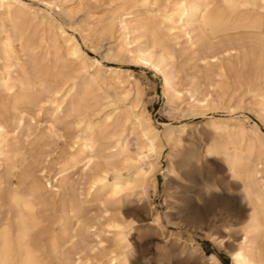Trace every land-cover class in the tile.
I'll use <instances>...</instances> for the list:
<instances>
[{"label": "rangeland", "instance_id": "1", "mask_svg": "<svg viewBox=\"0 0 264 264\" xmlns=\"http://www.w3.org/2000/svg\"><path fill=\"white\" fill-rule=\"evenodd\" d=\"M22 1L31 8L26 11L29 19L35 16L31 26L38 37H47L50 32L59 34L58 26L66 32L67 37H58L62 44L60 52L54 53L52 48L49 58L40 63L49 75L59 69L65 52L63 42L71 37L80 44L87 66L96 73L110 99L130 115L121 125L92 138L94 152L105 155L119 150L120 146L114 149L111 146L123 139L127 151L137 160L133 162L135 166L109 167L105 182L109 184L119 176L133 180L138 161L146 170L143 182L131 184L130 189L126 187L112 196L109 185L90 190L94 171L86 159L70 165L71 156L81 146L77 137H82L83 118L101 123L105 113L111 110L109 106L103 107L110 99L95 86L92 106L81 116L54 115L50 103H46L40 110L27 108L23 115L12 111L4 119L8 139L0 150V176L9 171L11 159L17 153H26L32 175L25 186L46 184L45 195L57 202L56 209L48 214L46 225L54 227L57 233L74 224L59 209L60 199L71 194L78 198L74 226L78 262L75 264H109L112 255L118 257V264L124 259L126 264H211L212 254L219 264H233L232 253L245 240L253 244L259 252L256 260L264 264V161L253 154L250 162L244 157L239 167L229 164L237 161V156L232 155L235 148L246 151L264 145V103L258 102L240 84V59L235 71L228 72L225 86L218 88L213 76L216 69L207 59V40L197 37L200 35L197 17H188L185 28L179 30L183 9L174 0ZM47 12L53 18V25ZM166 16L172 17L176 39L163 27ZM153 18L162 23L159 34L174 49L173 57L163 58L161 70L136 58L140 51L150 53L156 64L161 57L160 48L153 46L150 33L141 27ZM122 20L129 31L125 36L120 28ZM5 27L9 29L7 24ZM185 31L190 32L191 41L183 36ZM248 35L251 34L245 31H230L213 41L229 42ZM95 60H100V68ZM12 62L13 69L21 63L31 68L17 41L12 43ZM3 64L0 54V73ZM68 64V68L79 67L80 60L73 59ZM110 70L121 71L120 80ZM164 74L171 81L170 90L164 89ZM191 94L202 102L194 104ZM134 114L139 115L142 125H138ZM214 118L229 123L236 119L240 124L234 123L230 137L224 138L228 158L209 151L217 137L210 126ZM184 125L186 132L181 130ZM142 130L156 135L154 151L143 147ZM147 162L153 166L143 164ZM65 168L68 169L63 172ZM11 182L16 183V178ZM205 184L217 191L212 196L201 197L200 190ZM247 184L258 190L261 205L246 198ZM56 185L58 191H53ZM6 186L5 183L0 188V203ZM2 209L5 212L9 207L4 204Z\"/></svg>", "mask_w": 264, "mask_h": 264}, {"label": "bare ground", "instance_id": "2", "mask_svg": "<svg viewBox=\"0 0 264 264\" xmlns=\"http://www.w3.org/2000/svg\"><path fill=\"white\" fill-rule=\"evenodd\" d=\"M140 1L147 2L148 0ZM173 2L183 9L179 30L185 28L184 23L187 22L188 17H197V28L200 31V35L197 37L200 36V38L207 40L209 49L207 59L209 63H213L216 69L213 71V76L216 78L215 85L218 88L225 86L228 72L235 71L236 62L240 59V65H242V73L238 76L240 84L248 92L253 93L258 102L264 103V0H218V2L217 0H191L188 3L187 0H174ZM30 9L22 0H0V54L4 60L0 73V150L8 139V132L5 130L3 121L12 114V111H18L21 115L29 107L40 110L46 103H50L54 115L81 116L85 110L92 106L94 86L101 90L108 99L111 98L103 89L96 73L87 66L84 52L79 47L80 44L71 37L63 42L65 52L62 55L59 69L49 75L47 68L42 67L40 63L49 58L52 48L54 53L60 52L62 44H59L58 37L64 38L66 32L62 26H58L59 34L50 32L47 37H38L31 26L35 16L32 15L29 19L26 13ZM47 15L51 17L49 12ZM52 19L51 17V25L54 24ZM163 19V27L172 36V39H176L178 37L176 29L171 26L172 17L166 16ZM156 20L153 18L151 21L142 23L141 27L150 33L153 46L160 48L161 57L158 63H154L151 54L145 51H140L136 58L142 63L161 70L160 63H163V58L173 57L174 49L160 36L162 23L158 20L156 22ZM5 24L9 26V29L5 27ZM120 28L123 36L129 33L125 20L120 22ZM230 31H245L251 35L229 42L215 43L213 41ZM183 36H186L188 41L192 40L189 31H185ZM14 41L22 46L24 56L29 58L30 69L25 63L19 64L15 69L12 68L14 66L12 62V43ZM73 59L80 60V66L68 68V63H72ZM202 60L205 61V58ZM94 62L98 68L101 67L100 60ZM109 73L117 76V80H120L121 71L110 70ZM128 76L131 77V75ZM170 88L171 81L164 74V89L170 90ZM191 96L194 104L202 102L194 98V94ZM108 106L111 110L105 113L101 123H92L83 118L85 124L84 127L80 128L82 137H77L81 146L71 156L70 165L73 166L80 159H86L87 165L90 168L93 167L91 169L94 171L89 182L90 190L105 189L109 185L110 195L115 196L126 187L129 188V185L143 182L146 170L139 165L140 162L138 161L134 172L132 170L133 180H123L119 176L109 184L105 182L109 167L117 168V164L126 167L135 166L136 164L133 162L136 163L137 161L127 151V142L123 139H118L116 144L111 146L112 149L120 146L119 150L114 149L115 153L111 155L94 152L92 140L94 135L102 136L107 133L110 127H117L130 117L114 99H110L103 107ZM134 115L138 125H142L139 115ZM21 120L22 117L19 118V125H21ZM234 123L240 126L236 119H231L230 123L223 122L219 118L210 121V126L213 127L217 136L210 146V152H218L228 158L230 154L223 141L224 138L230 137ZM181 130L186 132L187 126L184 125ZM155 136L142 130L141 137L145 144L143 147L154 151L156 149ZM253 154H256L259 161H264V145L252 146L246 151L235 148L232 155L237 156V161L229 162V164L239 167L244 157L246 161L250 162ZM199 159V157L196 158L197 161ZM27 161L28 155L26 153H17L14 159H11L9 171L0 176V188L3 184H7L1 200L2 203H0V264H75L78 262V257L76 258L78 249L74 245L77 236L74 226L77 220L75 219V209L78 198L71 194L68 197H62L58 203L61 212L69 215L74 222L73 225L61 229L59 233L54 227H48L46 225L48 214L56 209L57 202L45 195V183L25 186L26 181L32 175V168ZM143 164H148L150 168L153 166L151 162ZM67 169L65 168L63 172ZM62 176L64 177V175ZM12 178H16V183L11 182ZM53 191H58L57 185ZM216 191L215 187L205 184L202 185L200 195L201 197H209ZM244 194L248 200L255 201L258 206L263 203L258 190L248 184L245 186ZM4 204L9 207L5 212L2 209ZM155 222L159 224L158 217L155 218ZM152 229L154 230L153 227ZM192 248L195 247L192 246ZM255 253L256 255L259 254L253 244L249 240H245L243 246L232 253L233 264H262L261 260H256L259 256L256 257ZM210 259L211 264L212 262L219 264L215 255L212 254ZM118 263L117 256L112 255L109 258V264ZM121 264H126V260L121 261Z\"/></svg>", "mask_w": 264, "mask_h": 264}]
</instances>
